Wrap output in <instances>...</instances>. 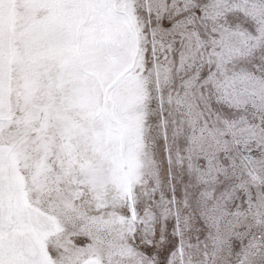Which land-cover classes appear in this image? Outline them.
Listing matches in <instances>:
<instances>
[{
  "label": "snow or ice",
  "instance_id": "obj_1",
  "mask_svg": "<svg viewBox=\"0 0 264 264\" xmlns=\"http://www.w3.org/2000/svg\"><path fill=\"white\" fill-rule=\"evenodd\" d=\"M0 264H264V0H0Z\"/></svg>",
  "mask_w": 264,
  "mask_h": 264
}]
</instances>
